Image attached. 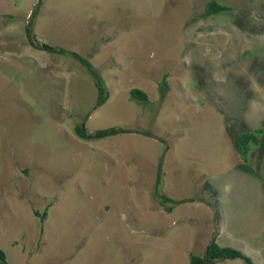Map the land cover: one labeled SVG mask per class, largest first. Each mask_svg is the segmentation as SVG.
I'll return each instance as SVG.
<instances>
[{"label": "rangeland", "instance_id": "374dc122", "mask_svg": "<svg viewBox=\"0 0 264 264\" xmlns=\"http://www.w3.org/2000/svg\"><path fill=\"white\" fill-rule=\"evenodd\" d=\"M211 1L0 0L9 264H190L215 236L264 264V134L248 162L236 147L263 128L264 0H214L228 9L206 17ZM38 5L36 37L91 62L103 105L79 61L28 44ZM83 125L128 132L83 139ZM160 194L194 201L168 211Z\"/></svg>", "mask_w": 264, "mask_h": 264}, {"label": "trees", "instance_id": "16d2710c", "mask_svg": "<svg viewBox=\"0 0 264 264\" xmlns=\"http://www.w3.org/2000/svg\"><path fill=\"white\" fill-rule=\"evenodd\" d=\"M38 8H39V5L33 11L29 19L28 25L26 26V36L28 39V44L36 50L47 51L53 54L56 53L60 55H69L75 58L77 61H79L81 65L85 67L88 70V72L94 77L96 81V86L98 88V93H99L97 105L98 106L103 105L109 98V92L106 88L103 78L95 70L91 62L76 52L69 51L66 49H57L49 45H46L44 43H41L38 40L33 30V17L38 12ZM227 9H228L227 7L213 0L207 5L205 16L209 17L214 13H220ZM166 79H167V76H165V79L160 86V92L163 94L165 93L166 89H168V84H167ZM130 96L132 99L144 105H147L149 103L148 94L141 89H136V88L132 89L130 91ZM123 132H128V131L123 130V129H118V128H110L106 130H99L95 134H89L86 130L85 125L76 127L77 135L83 139H93V138L100 139V138H105V137L112 136V135H117ZM263 134H264V122H263V128H261L260 130H257L256 132H245L238 136L236 140V147L244 162H248V157H249V154L252 148L254 146H259L262 143L261 136ZM158 174H159L158 181L160 182L161 176H162L161 166L159 168ZM159 199L161 201L162 206L166 207L168 211H172L174 209L173 206H167V204L169 203H173V205H181V204L194 201V200H188V199L173 200L172 198L168 197L165 194H160ZM43 217L45 219L46 213L44 214ZM237 258L245 259L249 264H252L251 260L248 257H246L241 251L235 248H232V247H223L219 245L217 243V237L215 236L213 237L210 244L208 245L204 256L201 257L195 254H192L190 256V264H215L217 261H220V260L237 259ZM0 264H9L8 259H7V254L1 248H0Z\"/></svg>", "mask_w": 264, "mask_h": 264}]
</instances>
